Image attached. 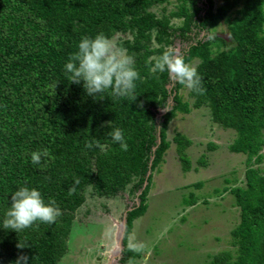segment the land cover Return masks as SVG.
<instances>
[{
	"label": "trees",
	"instance_id": "trees-1",
	"mask_svg": "<svg viewBox=\"0 0 264 264\" xmlns=\"http://www.w3.org/2000/svg\"><path fill=\"white\" fill-rule=\"evenodd\" d=\"M167 1L0 0V264H13L21 251L29 264H57L68 252L67 239L86 190L114 197L127 187L139 195L138 205L126 214L120 262L141 258L127 251L126 235L147 209L148 173L169 148L168 124L178 113L203 107L215 124L235 131L229 151L246 157L244 186L229 189L240 212L231 231L235 254L221 252L210 264H264V170L258 166L264 148V0H223L216 10L213 0H204L205 9L199 8L202 0H177L170 15L181 19L178 28L170 25V15L156 17L151 11ZM221 21L228 26L229 44L213 32ZM194 29L214 39L199 40L181 53L187 63L198 61L206 89L204 95L189 90L190 106L179 93L183 86L173 84L167 72L152 73L147 61L154 62L173 37L189 36ZM99 33L130 36L118 46L133 56L140 75L135 101L111 97L110 90L92 97L82 83L68 80L64 66L70 54L82 37ZM220 44L228 48L214 52ZM115 128L122 130L127 151L109 136ZM95 140L103 151L85 147ZM173 142L183 170L189 171L185 150L191 141L177 134ZM45 148L51 156L33 164L31 153ZM75 179L80 184L69 196ZM21 186L37 188L46 203L56 200L62 215L55 224L37 222L19 234L2 227L11 195ZM18 242L26 248L18 249Z\"/></svg>",
	"mask_w": 264,
	"mask_h": 264
},
{
	"label": "rangeland",
	"instance_id": "rangeland-1",
	"mask_svg": "<svg viewBox=\"0 0 264 264\" xmlns=\"http://www.w3.org/2000/svg\"><path fill=\"white\" fill-rule=\"evenodd\" d=\"M202 1L199 8L205 9ZM222 4L223 0H213V9ZM178 6L179 1L169 0L157 3L151 11L156 17L169 16ZM169 22L175 28L182 24L180 18L171 15ZM213 32L230 35L224 21ZM209 35V32L194 29L189 36L173 37L172 44L164 50L171 48L181 54ZM124 37L130 36L117 34L112 39L118 44ZM151 46L156 47L155 42ZM227 48L220 44L213 50ZM197 63L193 60L189 64L196 67ZM188 92L184 87L179 91L191 106ZM157 117L159 119L160 114ZM177 134L191 141L185 150L191 165L189 171L183 170L178 159L173 142ZM235 137L234 130L223 129L211 120L207 107L191 109L189 114L178 113L168 124L169 148L159 167L148 173L152 179L147 209L133 222L129 233L146 245V253L135 259L136 264H210L221 252L235 254L230 246L231 231L240 222V212L229 189L244 186L246 169V157L229 151ZM211 143L216 144V150H212ZM262 155L263 161L258 166L264 170V148ZM197 183L200 188L194 186ZM91 192V189L86 190V200L76 211L67 239L68 252L57 264H121L125 217L137 205L139 192H130V187L114 197H99Z\"/></svg>",
	"mask_w": 264,
	"mask_h": 264
},
{
	"label": "clouds",
	"instance_id": "clouds-1",
	"mask_svg": "<svg viewBox=\"0 0 264 264\" xmlns=\"http://www.w3.org/2000/svg\"><path fill=\"white\" fill-rule=\"evenodd\" d=\"M208 38L212 40L214 36L210 34ZM55 39L57 37L54 36L53 40ZM147 63L152 65L150 71L154 74L167 72L169 80L173 84L182 85L198 95L206 93V89L202 84V77L199 75L197 68L187 63L178 50H165L154 62L150 57ZM64 67L70 83H82L89 96L96 97L110 90V96L114 98L131 97L133 101L137 98L134 95L135 82L140 79V75L134 67L133 56L127 54L125 49L118 46L114 39L109 38L104 33H99L94 37H82L78 43L77 50L70 54ZM107 124L110 128L112 127L111 121L107 122ZM109 136L114 143L119 144L122 151L128 150L129 146L125 142L121 129L115 128L111 130ZM85 147L88 149L97 147L103 151L105 146L95 140L86 141ZM50 156L51 153L47 148L41 151H33L31 153V162L35 165H40L42 158ZM52 158L54 159V157ZM79 184L80 180L75 179L72 186L68 189L69 196L75 194ZM61 215L62 212L54 198H50L46 203L42 193L37 188L21 186L11 195L10 207L5 213L2 227L5 230L15 231L19 234L23 230L31 228L37 222L48 225L55 224L57 218ZM126 241L127 251L136 255H144L146 253V245L136 240L134 235H126ZM17 248L22 250L26 247L18 242ZM13 264H29V256L21 251ZM127 264H136V262L134 258L130 257Z\"/></svg>",
	"mask_w": 264,
	"mask_h": 264
},
{
	"label": "water",
	"instance_id": "water-1",
	"mask_svg": "<svg viewBox=\"0 0 264 264\" xmlns=\"http://www.w3.org/2000/svg\"><path fill=\"white\" fill-rule=\"evenodd\" d=\"M216 36L218 37V38H220V39H222V40H224L225 42H229L230 40V35L229 34H219V33H217L216 34ZM162 112V111H161ZM164 112H162V114H163ZM125 219H126V217H125ZM125 222H126V220H125ZM122 237H123V233H122Z\"/></svg>",
	"mask_w": 264,
	"mask_h": 264
}]
</instances>
